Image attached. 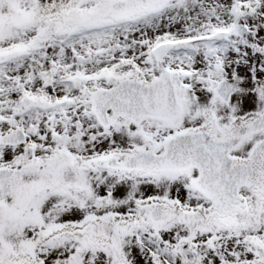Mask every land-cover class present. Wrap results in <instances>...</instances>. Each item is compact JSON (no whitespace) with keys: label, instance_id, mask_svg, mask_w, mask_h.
Instances as JSON below:
<instances>
[{"label":"snow or ice","instance_id":"1","mask_svg":"<svg viewBox=\"0 0 264 264\" xmlns=\"http://www.w3.org/2000/svg\"><path fill=\"white\" fill-rule=\"evenodd\" d=\"M0 264H264V0H0Z\"/></svg>","mask_w":264,"mask_h":264}]
</instances>
